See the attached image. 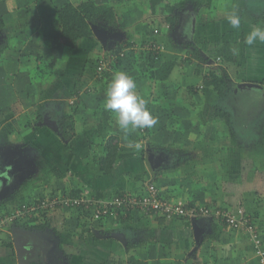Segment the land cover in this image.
I'll list each match as a JSON object with an SVG mask.
<instances>
[{"label":"crops","instance_id":"0c3cea01","mask_svg":"<svg viewBox=\"0 0 264 264\" xmlns=\"http://www.w3.org/2000/svg\"><path fill=\"white\" fill-rule=\"evenodd\" d=\"M81 1L0 0V31L5 32L0 34V44L7 45L0 55V214L46 196H72V191L83 188L108 197L124 190L138 192L153 182L161 196L186 205L233 209L244 204L264 239V198L258 197L261 187L254 185L264 183V105L243 115L236 101L243 89L261 87L264 94L260 83L264 43H244L254 26L264 27V0H180L178 4L184 5L180 11L174 0H157L154 8L150 0H124L123 5L130 2L135 9L137 4L146 8L147 22H157L149 26L145 19L142 27L126 30L140 40L164 43L162 62H176L164 80L147 77L160 60L154 68L132 59L116 69L135 80L137 94L158 120L152 128L132 130L127 136L117 127L115 114L103 107L112 75L99 81L83 69L86 57L97 52L92 48L96 40L81 39L79 49L68 52L64 37L43 35L45 29L58 27V7ZM117 1L93 0L97 6ZM172 12L179 13V21L171 30L165 18ZM231 14L239 17V28L228 23ZM192 40L202 57L206 53L213 59L215 48L232 44L234 62L224 63L231 89L223 95L205 82L216 62L194 57L185 47ZM182 56L190 61H179ZM38 62L53 63L59 77L45 84L32 81ZM237 83L248 84L236 89ZM76 86L83 87L75 103L79 111L71 138L62 139L44 120L58 127L60 112H67L76 98L74 91L70 93ZM106 147L116 149L112 169L103 173L100 158ZM193 221L138 212L111 213L97 221L82 210L56 206L18 219L0 233V264H19L20 257H26L23 249L20 254L16 251V235L23 245L36 248L30 264H103L106 259L129 264V255L146 264L255 261L245 229L215 221L212 226L211 220L202 218L198 222L203 230L196 240ZM113 232L123 235L125 242L112 237Z\"/></svg>","mask_w":264,"mask_h":264},{"label":"trees","instance_id":"16d2710c","mask_svg":"<svg viewBox=\"0 0 264 264\" xmlns=\"http://www.w3.org/2000/svg\"><path fill=\"white\" fill-rule=\"evenodd\" d=\"M151 7L154 8L157 0H150ZM111 5L97 6L93 0H82L79 4H72L71 2H65L63 5L56 9L58 28L52 33L48 34L47 38L51 39L53 37L57 38L58 36L64 37L63 46L69 52H72L74 49H79L78 42L84 38H93L96 40L95 47L92 46L93 51H97L94 56L86 57V65L84 64L83 69L85 72L94 78L95 80H105L108 79L112 73L113 69L116 70L120 64L129 61L130 53L132 52L134 59L138 64H144L145 67L155 66V63L160 60L162 62L161 56L164 51V43H161L156 40H140L137 37L124 35L125 28L121 26V22L117 21V12L114 10V7ZM184 9L183 4H179L176 7L177 11ZM179 13L172 12L169 16L165 18V22L169 25V28L172 30L179 21ZM120 19V18H118ZM92 25H96L99 29H102L108 35V39L105 43H102L96 38L91 28ZM125 29V30H124ZM120 31V35L117 33ZM111 34V36H109ZM115 34H118L116 36ZM190 44L185 45L186 48H190L194 57H197L199 61L208 62L213 60L216 62L211 70V74L206 76L205 82L208 83L218 95H223L227 89H231V78L227 72L226 66L224 63L234 62V53L232 44L223 43L220 47L214 49L215 58L207 55L206 53L201 55L198 44L195 40H192ZM149 42L159 43L163 45V51L153 54V52L145 48L146 44ZM6 44H0V55L3 50L6 48ZM91 48V49H92ZM134 52V53H133ZM213 52V50L211 51ZM38 60L42 57L41 55L37 56ZM181 62L190 61V58L187 59V56H182L181 59H178ZM108 63L107 66L101 72H98L99 64ZM176 62L174 61H163L160 66L156 69H150L147 77L152 80H164L167 78L175 66ZM44 65V70L41 69V66ZM36 67V68H35ZM34 67V75L32 76V81H40L42 84L45 82L49 83L50 80L59 77L57 71L53 70V63H39ZM144 75V74H143ZM146 77V76H145ZM264 84V79L260 82ZM241 84V83H237ZM236 85V84H235ZM244 87V86H242ZM236 89L238 87H235ZM75 92V100L70 104L69 110L67 112H60V117L57 120L58 131L60 132L59 136L62 139L69 140L74 129V115L79 111L78 106L75 103L79 100L81 89ZM57 102V101H56ZM63 107L65 102L61 100L59 102ZM107 148V147H106ZM114 149L109 147L106 149L104 156L100 158V167L103 173H108L112 168V163L114 161L115 153ZM81 190L72 191V196H78ZM41 213V211H40ZM255 220V218L251 215ZM211 220V224L216 225ZM129 264H146V262L138 260L135 256L129 255L127 257ZM122 263V262H121ZM39 264V263H34ZM103 264H116V262L105 260Z\"/></svg>","mask_w":264,"mask_h":264},{"label":"built area","instance_id":"2783aa9c","mask_svg":"<svg viewBox=\"0 0 264 264\" xmlns=\"http://www.w3.org/2000/svg\"><path fill=\"white\" fill-rule=\"evenodd\" d=\"M145 48L153 54L163 51V45L149 42ZM108 63L99 64L98 72H101ZM56 206L75 208L87 212L93 220L105 219L109 214L128 215L138 212L144 215H158L166 218L179 217L188 220L206 218L215 222H222L233 228L245 229L248 232L249 244L253 251L254 262L247 259L244 264H264V239L251 214L247 212L245 205L239 203L235 208L215 207L208 208L198 205H186L181 200L172 201L161 196L160 190L153 182H148L141 191H121L103 197L83 188L78 196L67 195L65 197L51 196L41 198L34 204H21L13 210L0 214V232H6L16 220L29 219L38 211L48 212Z\"/></svg>","mask_w":264,"mask_h":264},{"label":"clouds","instance_id":"9594fccd","mask_svg":"<svg viewBox=\"0 0 264 264\" xmlns=\"http://www.w3.org/2000/svg\"><path fill=\"white\" fill-rule=\"evenodd\" d=\"M226 19L232 28L240 27V19L236 14ZM257 40L264 43V27L254 26L244 43L251 46ZM136 88L135 80L128 73L115 71L105 89L103 107L115 114L116 125L125 136L132 130L152 128L158 123L147 108V101L137 94Z\"/></svg>","mask_w":264,"mask_h":264},{"label":"rangeland","instance_id":"374dc122","mask_svg":"<svg viewBox=\"0 0 264 264\" xmlns=\"http://www.w3.org/2000/svg\"><path fill=\"white\" fill-rule=\"evenodd\" d=\"M124 0H118L117 2H114L113 3V7H114V10H116V12H117V21H119V22H121V26H123L125 29H128L129 30V27L131 28V27H133V26H137L138 28L141 26H143L144 25V20L146 19V22H147V19H148V17H147V15L145 16V11H146V8L143 10V9H141V7L142 6H139L138 4L136 5V9L133 7V5H131L130 4V2H128V3H126L125 5H123V2ZM178 2H180V0H174V6L177 4V5H179L178 4ZM193 3V2H192ZM175 7H177V6H175ZM139 10V11H138ZM171 10H172V8H171ZM141 16V19H140V22L141 23H137V22H139V17ZM118 18H120V19H118ZM143 21V22H142ZM145 22V23H146ZM137 23V24H136ZM147 23H149L148 25L150 26V24L153 26L154 24H156L157 22H154V21H149V22H147ZM154 23V24H153ZM186 26V29L188 30L189 28H190V25L189 24H187V25H185ZM58 28V27H57ZM57 28L56 29H52V30H48V29H45L46 30V33H44L43 35L44 36H48V34H50V33H52L53 31H55V30H57ZM124 29V30H125ZM128 30H125L126 32L128 31ZM3 33H5V32H2V31H0V34H3ZM117 33L119 34L120 33V31H117ZM118 34H115L116 36H118ZM120 35V34H119ZM125 35H126V33H125ZM129 35H131V33H129V31L127 32V36H129ZM1 36V35H0ZM34 36V35H33ZM109 36H111V34H109ZM131 36H133V38H136L137 36H138V34H134V35H131ZM107 37H108V35H107ZM34 38V37H33ZM58 49V48H57ZM57 49H55L54 50V54H56V50ZM134 53V52H133ZM130 60H132V59H134V57H133V54H132V52L130 53V58H129ZM44 68V65L43 66H41V69H43ZM44 70V69H43ZM115 71H117V70H114L113 69V73L115 72ZM32 75L31 76H33L35 73L34 72H32L31 73ZM176 77H179V74H177L176 73V76H175V78ZM76 88H78L77 86H76ZM75 88V90H70V93L71 92H73L74 91V94H75V92H77L76 89ZM80 88H83V87H79L78 88V90L80 89ZM252 93H254V95H252ZM262 94V95H261ZM242 98H244L243 100H242ZM242 100V101H241ZM264 94H263V88H261V87H252V88H249V89H243V90H241L240 92H238L237 93V95H236V101H237V106H238V109H239V111H241V112H243V113H241V114H243V115H245L246 113H248L249 111H258V110H260L261 108H262V106L264 105ZM239 102V103H238ZM262 145V144H261ZM264 147V146H263ZM264 152V151H263ZM261 154H263V153H260L259 152V156L261 155ZM249 159V158H248ZM247 158L244 160L245 162H247V164L248 165H246L245 167H247V166H249L250 165V163H249V160H248ZM248 160V161H247ZM259 160V159H258ZM258 162H260V161H258ZM45 164H46V162H44ZM47 165V164H46ZM48 166V165H47ZM244 167V166H243ZM264 182V181H263ZM255 183V182H254ZM255 186H257V188L258 187H261V189L258 191V192H260L259 193V195H258V197L260 196V197H263L264 198V183H263V186H261L260 185V183H259V181H257L255 184H254ZM47 197V196H46ZM45 198V197H44ZM17 206H20V204H18V205H16L15 207H17ZM14 207V208H15ZM14 208H11L10 209V211L11 210H13ZM246 208V207H245ZM246 210H247V208H246ZM250 210V209H249ZM249 210H247V212H250ZM1 212V211H0ZM9 212V211H8ZM256 222V221H255ZM0 233H2V232H0ZM119 256V255H118ZM114 259H116V260H118V257H113ZM127 258V257H126ZM120 259V258H119Z\"/></svg>","mask_w":264,"mask_h":264},{"label":"water","instance_id":"95a60500","mask_svg":"<svg viewBox=\"0 0 264 264\" xmlns=\"http://www.w3.org/2000/svg\"><path fill=\"white\" fill-rule=\"evenodd\" d=\"M91 28H92L93 33L96 36V38L98 40H100L102 43H105L106 32L102 29H99L96 25H92ZM245 84H248V83L236 84V87H242V86H245ZM44 123L47 126H49L50 128H52L53 130L58 131V127L56 126V124L54 122L44 120ZM147 158H148V156H147ZM147 160L150 162V158H148ZM197 222H198V220L193 221V229H194L195 239L199 240L201 237L203 226H200L199 222L198 223ZM110 235L112 237L117 238V239L120 238V240L123 243L125 242L124 236L123 235L120 236L119 234H117V232H113ZM13 240H14V246L16 248L17 253L20 254V251L23 249V253H24V255H26V257H23V258L20 257L21 261L19 262V264H30L31 259H32V257H34V254L36 252V248L32 245H28V246H27V244L23 245L22 242L20 241V236H17V235L14 236Z\"/></svg>","mask_w":264,"mask_h":264}]
</instances>
